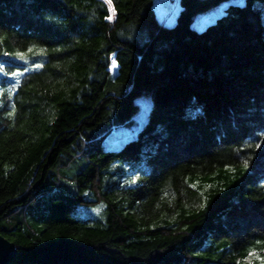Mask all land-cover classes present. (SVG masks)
Listing matches in <instances>:
<instances>
[{"label":"trees","instance_id":"1","mask_svg":"<svg viewBox=\"0 0 264 264\" xmlns=\"http://www.w3.org/2000/svg\"><path fill=\"white\" fill-rule=\"evenodd\" d=\"M112 2L0 0L8 264H264V0Z\"/></svg>","mask_w":264,"mask_h":264},{"label":"rangeland","instance_id":"2","mask_svg":"<svg viewBox=\"0 0 264 264\" xmlns=\"http://www.w3.org/2000/svg\"><path fill=\"white\" fill-rule=\"evenodd\" d=\"M226 4L227 3H223L219 6L212 7L210 10L206 12L198 13L194 21V25L197 28L204 27L208 22L214 20L220 12H222ZM154 8L160 20L167 24H170L176 20L177 14L179 13L181 9V4H180V0H154ZM113 61L111 64V68L114 72H116L118 64L115 61L116 66L113 67ZM138 101L141 106V111L138 117H141V116L144 117V114H146L147 112V105L150 103L151 98L149 94L144 93L138 98ZM131 134H133V131L126 129V128L121 130L120 132L116 131L114 135L109 139L108 142L111 145H117L121 141V138L129 136ZM76 212H77V215L79 216H86L89 213L97 214L99 210L96 208L80 207L79 209L76 210Z\"/></svg>","mask_w":264,"mask_h":264},{"label":"water","instance_id":"3","mask_svg":"<svg viewBox=\"0 0 264 264\" xmlns=\"http://www.w3.org/2000/svg\"><path fill=\"white\" fill-rule=\"evenodd\" d=\"M15 252L14 243L0 234V264H8L10 259L15 256Z\"/></svg>","mask_w":264,"mask_h":264},{"label":"snow or ice","instance_id":"4","mask_svg":"<svg viewBox=\"0 0 264 264\" xmlns=\"http://www.w3.org/2000/svg\"><path fill=\"white\" fill-rule=\"evenodd\" d=\"M103 2L108 5V9H109V13H110V15L105 17V18L108 20H113L115 18V15H116V10H115V7L113 6L112 0H103ZM115 66H116L115 61H113V67H115ZM245 167H247V164H245ZM253 255H255L254 252L249 253V256H253Z\"/></svg>","mask_w":264,"mask_h":264}]
</instances>
